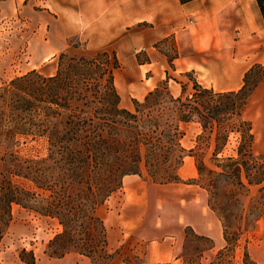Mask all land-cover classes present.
<instances>
[{"label": "trees", "instance_id": "1", "mask_svg": "<svg viewBox=\"0 0 264 264\" xmlns=\"http://www.w3.org/2000/svg\"><path fill=\"white\" fill-rule=\"evenodd\" d=\"M257 2L264 16V0ZM118 67L114 51L62 50L54 74L31 70L0 87V146L23 138L43 142L46 150L43 155L24 156L15 150L0 156V240L17 204L57 220L61 230L50 241L56 257L77 248L81 255L110 264L114 253L108 251L97 207L121 187L123 176L140 174L141 165L153 179L162 171L155 180L159 183L178 182L177 170L187 155L181 145L183 126L195 123L200 132L189 155L199 185L209 194L208 205L223 224L227 246L220 255H229L264 212L251 220L257 206L247 209L242 199L258 187L255 197L264 206V151L256 152L253 122L246 115L264 81V64L252 65L243 85L234 90H216L187 72V82L166 72L161 85L133 101V109L120 106ZM170 79L180 85L178 95L170 92ZM202 149L210 152L208 166ZM29 254L30 262L21 260L35 264L33 252ZM244 263L255 264L246 245Z\"/></svg>", "mask_w": 264, "mask_h": 264}, {"label": "rangeland", "instance_id": "2", "mask_svg": "<svg viewBox=\"0 0 264 264\" xmlns=\"http://www.w3.org/2000/svg\"><path fill=\"white\" fill-rule=\"evenodd\" d=\"M26 3L27 0H0V87L6 86L12 79L20 77L31 70L40 71L45 75H52L56 71L60 51L51 58L40 62L41 55L44 53L42 49L44 43L42 37L36 38V41L33 40V33L36 30L34 28L37 26H35V23H29L31 19ZM69 43L64 51H68L70 54L95 53L78 46L76 39H70ZM159 45L162 47L161 52L166 56L157 54L155 62L158 72L146 71L144 68L136 66L137 62H143L147 59L145 51H140L135 58L128 55L117 57L119 67L115 73V85L120 95L121 107L133 109V101H141L148 91L161 85L162 81L166 79V72L169 76L184 82L188 81V77L184 75L187 72L188 76L196 77L199 82L206 86H215L216 90L239 89L243 85L244 74H240L238 77V74L231 71L227 73L225 66L220 62V57L215 56V50H206L200 54L206 60V67L198 70L179 71L175 69L174 65L173 67L170 65V60L177 54L173 39L167 38ZM105 50L112 51L113 49L107 47ZM168 87L173 95L179 94L180 85L172 79L168 81ZM246 115L253 122L255 150L257 153L263 152L264 81L253 94ZM183 130L184 135L181 139V145L185 148L186 156H188L192 153H190V149H196V136L200 130L195 123L184 125ZM17 140V143H11L7 147L0 146V156L5 152L15 150L24 156L43 155L46 151L43 142L29 139L24 141L23 138ZM201 152V156L208 166L210 164V152L206 149H202ZM186 156L183 159V162L186 160V170H181V166L177 170L180 178L178 182L159 183L155 180H160L162 171H159L157 179H153L149 175V169L144 165L140 166L139 175L144 177L147 182H143L141 187L143 196L141 209H139V212L131 209V212L140 214L141 221L139 225L134 226L126 222H124L126 225H122L121 222H116L117 212L125 202V198L120 194L123 178L121 187L111 193L97 207V215L103 220L106 228L108 251L114 253L110 264H117L124 262V260H128L131 264H144L143 255L147 251L149 239L139 237L136 230L139 229L141 232L155 231L160 237L169 227L173 233L178 232L180 264H245V245L249 248L250 243L253 247L251 258L254 256L260 264H264V212L260 222H256L254 227L244 232L239 246H234V249L232 248L229 255L226 256L220 255V252L224 250L222 248L226 244L225 240L221 244H217L211 237L197 233L192 225L179 224L177 220L181 216L193 219L195 226L206 223L212 229L216 227L218 222L217 214L213 213L208 206V192L198 183L197 170L194 174L190 172V168L193 169L195 164L194 157L191 156L192 161L189 168ZM13 180L29 187V183L23 179L13 176ZM150 183L157 184L156 190L153 189L151 192L148 189L146 184ZM257 194L258 187H252L242 198L245 208H250V204H252V207L257 206V208L253 207L254 214L250 215L251 220L255 218L259 211L264 209V206L256 200L255 196ZM260 200L261 202L264 201L263 198ZM186 204H189V207L183 210V206ZM204 209L207 213L211 212V215L213 214L212 219H208L203 215ZM11 214L12 217L0 240V263L25 264L21 257L30 262L29 251H32L35 264H59L58 259L61 257L52 254L54 246L50 244V241L61 230L57 220L41 216L17 204H13ZM110 218H112V221H110ZM221 225L223 228L222 222ZM118 229H127L128 233L121 236V231H117ZM113 230H116V232L112 233ZM108 233H110V241ZM194 234L207 238L197 239ZM70 252L79 254L77 248H72L67 253ZM79 258L82 257L79 256ZM101 262V258L94 256L88 264H100Z\"/></svg>", "mask_w": 264, "mask_h": 264}, {"label": "crops", "instance_id": "3", "mask_svg": "<svg viewBox=\"0 0 264 264\" xmlns=\"http://www.w3.org/2000/svg\"><path fill=\"white\" fill-rule=\"evenodd\" d=\"M26 6L31 19L29 23L37 26L33 40L42 37L44 43L40 62L64 50L70 39H76L78 46L88 51L112 47L117 57L128 55L135 58L140 51H145L147 59L137 62L136 66L158 72L155 58L157 54H163L159 44L172 38L177 49L172 63L179 71L206 67V60L200 55L206 50H215V56L220 57L226 72L236 73L238 77L245 75L252 65L264 64V16L257 0H27ZM186 158L190 168L192 157L188 155ZM185 161L181 170H186ZM190 172H196L195 164ZM143 182L147 181L139 174L123 177L120 194L125 202L117 212L116 222L139 225L141 216L131 209L138 212L141 209ZM146 186L152 192L157 184ZM188 207L186 204L183 210ZM203 215L212 219L213 214L204 209ZM216 218L218 222L213 229L206 223L195 226L193 219L187 216H181L177 221L192 225L197 233L211 237L217 244L223 240L227 244L218 214ZM120 229L117 231H121V236L128 233L127 229ZM136 232L139 237L149 239L143 255L144 264L181 263L178 232L173 233L170 227L160 237L155 231L137 229ZM108 239L110 241V233ZM248 250L251 257L252 243ZM252 257L255 264H260ZM58 260L59 264H88L90 261L88 257L72 252Z\"/></svg>", "mask_w": 264, "mask_h": 264}]
</instances>
